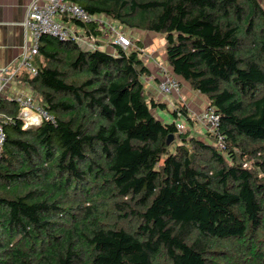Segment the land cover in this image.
<instances>
[{"label": "trees", "instance_id": "trees-1", "mask_svg": "<svg viewBox=\"0 0 264 264\" xmlns=\"http://www.w3.org/2000/svg\"><path fill=\"white\" fill-rule=\"evenodd\" d=\"M70 1L163 35L164 65L207 99L219 125L196 138L177 101L189 130L158 120L139 51L43 36L37 74L22 69L15 81L54 122L23 128L18 105L0 96L11 119L0 150V264H264L261 1ZM94 27L85 30L95 36Z\"/></svg>", "mask_w": 264, "mask_h": 264}, {"label": "built area", "instance_id": "built-area-1", "mask_svg": "<svg viewBox=\"0 0 264 264\" xmlns=\"http://www.w3.org/2000/svg\"><path fill=\"white\" fill-rule=\"evenodd\" d=\"M90 25L95 26L94 30L97 35L93 36V33L89 32L90 30H85V27ZM122 26V24L111 17L103 13H89L81 5L70 0H32L24 21L25 31L29 33L31 38V46H26L27 48L22 54L21 66L18 71L25 69L32 76L37 74L35 67L32 65V60L38 54L39 42L43 36L62 42L75 43L82 50L105 51L106 46H109L113 48L112 53L114 54L116 53V48L121 49L126 54H130L134 51L136 45L132 36L127 34V31ZM137 50L142 55V61L148 62L151 59L145 49L138 48ZM160 72L163 77L157 84L159 95L169 97L179 94L181 90L180 82L176 80L166 67L161 66ZM10 101L18 104L17 119L22 122L23 128L39 126L44 120L54 122L53 117L40 106L36 95H32V97L16 96L10 98ZM171 110L175 114L177 113V117L173 118L176 129L184 133L186 129L182 121L183 114L178 112L176 105L172 104ZM219 119V115L210 106H207L199 116L193 118L203 132L210 133L212 136L216 134ZM10 121V118L0 116V150L5 143L4 126ZM216 145L223 147L218 145L217 142Z\"/></svg>", "mask_w": 264, "mask_h": 264}, {"label": "crops", "instance_id": "crops-1", "mask_svg": "<svg viewBox=\"0 0 264 264\" xmlns=\"http://www.w3.org/2000/svg\"><path fill=\"white\" fill-rule=\"evenodd\" d=\"M32 0H0V96L13 98L16 96L32 97L33 91L20 82L15 81L17 73L22 70L18 69L21 66L22 54L27 47L31 46V38L24 28L27 9ZM130 30V29H129ZM135 30V29H134ZM129 34L139 43L144 39L145 44L142 47L153 49L154 41L141 33V31H128ZM165 43V41H164ZM164 45V44H163ZM27 46V47H26ZM164 50V47H163ZM106 52H113V48L106 46ZM153 63H148L146 66L150 70L149 78H143L142 84L149 100L154 102H162L168 109L171 108L172 101H181L185 105L187 113L191 117L199 116L207 108V99L198 92L192 91L187 83L181 82L180 96L162 98L157 91V84L163 77L160 72V67L164 65L165 55H161L162 61L159 60L157 53L153 52ZM155 59V60H154ZM159 65V67H158ZM168 69V67H166ZM18 71V72H17ZM17 72V73H16ZM16 73V74H15ZM15 74V75H14ZM14 75V77H12ZM171 103V104H170ZM154 116L162 121L167 119L160 108L157 106L152 109ZM199 124L194 122L193 126L189 124V129L196 138L204 139V132ZM189 129L186 128L188 131Z\"/></svg>", "mask_w": 264, "mask_h": 264}, {"label": "rangeland", "instance_id": "rangeland-1", "mask_svg": "<svg viewBox=\"0 0 264 264\" xmlns=\"http://www.w3.org/2000/svg\"><path fill=\"white\" fill-rule=\"evenodd\" d=\"M261 1V6L263 7V9H264V0H260ZM123 27V29L125 30V31H127V34H129L128 33V31H137V32H139V31H141V33H143L144 35H147L150 39H151V41H154V43H153V49H151V47L150 48H147V50L145 51L146 53H149V55L151 56V59L148 61V62H144V61H142L144 64L145 63H147V66H150L148 63H153L151 60L153 59V52H155V53H157V56L159 57V60L160 61H162V59H161V55L164 53V50H163V44H164V41H165V37L163 36V35H159V34H153V33H150V32H147V31H142V30H134V29H130L129 30V28L128 27H125V26H122ZM130 35V34H129ZM133 41H134V38H133ZM142 42H143V44H145L146 42H144V39L142 40ZM141 43V42H140ZM142 43H141V45H143ZM144 46V45H143ZM145 47H143V49H144ZM138 49V47L137 48H135L134 49V51H138L137 50ZM107 53V52H106ZM109 54V53H108ZM142 56V55H141ZM155 60V59H154ZM163 62V61H162ZM164 64V63H163ZM146 65V64H145ZM180 93L181 92H179V94H177V95H171V96H169V97H178V96H180ZM162 98H168V97H164V96H162ZM9 101H10V98H7ZM177 100H175V101H172V104L173 105H175V102H176ZM10 102H12V101H10ZM16 103V102H15ZM17 104V103H16ZM171 104V103H170ZM18 105V104H17ZM154 105H156V106H158L159 108H160V110H164V111H162L163 113H164V115L167 117V119H164V121H166V123H170V122H172L173 121V117H172V115L170 114L171 113V108L170 109H168L167 107H166V105L164 104V103H162V102H155V104ZM163 105V106H162ZM167 108V109H166ZM170 112V113H169ZM0 116H2V115H0ZM17 116H18V114H17ZM17 116H16V118H17ZM184 127H185V129L187 128L188 129V126L187 125H185V122H184ZM180 143V142H179ZM174 148H175V145H173V146H171L170 147V149L171 150H174ZM74 224H75V222H74ZM58 227H56V229H58V230H61L62 229V227L65 229V228H67V227H69V224H67V222L65 223V224H63V222H61V221H58V223L56 224ZM65 225V226H64ZM72 228V226L70 227V229ZM41 237H44V234H42V236ZM153 264H168V261L163 257V256H158L155 260H154V262H153Z\"/></svg>", "mask_w": 264, "mask_h": 264}, {"label": "water", "instance_id": "water-1", "mask_svg": "<svg viewBox=\"0 0 264 264\" xmlns=\"http://www.w3.org/2000/svg\"><path fill=\"white\" fill-rule=\"evenodd\" d=\"M173 141V135H170L166 141V144L169 145Z\"/></svg>", "mask_w": 264, "mask_h": 264}]
</instances>
